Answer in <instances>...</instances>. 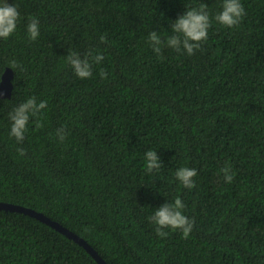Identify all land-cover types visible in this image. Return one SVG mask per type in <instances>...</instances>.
I'll return each instance as SVG.
<instances>
[{
	"label": "trees",
	"instance_id": "16d2710c",
	"mask_svg": "<svg viewBox=\"0 0 264 264\" xmlns=\"http://www.w3.org/2000/svg\"><path fill=\"white\" fill-rule=\"evenodd\" d=\"M8 3L21 18L0 38V83L13 70L11 95H0V201L43 211L108 264H264V0H241L246 15L234 28L214 19L222 0ZM201 4L211 21L202 47L193 55L165 47L158 57L150 33L166 39ZM30 18L40 25L35 41ZM89 50L104 59L80 79L67 54ZM32 96L47 101L43 126L30 120L17 143L8 114ZM148 150L162 162L152 173ZM180 167L197 169L195 188L176 179ZM177 196L193 231L161 238L149 217ZM0 264L100 263L44 221L0 208Z\"/></svg>",
	"mask_w": 264,
	"mask_h": 264
},
{
	"label": "clouds",
	"instance_id": "9594fccd",
	"mask_svg": "<svg viewBox=\"0 0 264 264\" xmlns=\"http://www.w3.org/2000/svg\"><path fill=\"white\" fill-rule=\"evenodd\" d=\"M246 15L245 8L241 0H222L221 10L215 15V21L227 28L238 26ZM21 14L17 6L8 3V0H0V38L7 40L16 32ZM211 26L210 16L205 4L199 8H187L185 13L179 16L171 24L172 35L166 39L162 38L156 31H152L148 37V43L153 52L162 58V49L167 47L176 52H186L193 55L196 50L202 47V43L208 39V29ZM28 37L35 41L40 35L39 21L30 18L26 26ZM106 36H100V42L106 43ZM102 54H93L91 50L81 55L76 51H69L67 54V63L70 65L73 73L80 79H88L93 75V64H99L103 61ZM15 67V65H13ZM102 78H107V72L101 70ZM47 108V101H38L35 96L27 98L24 102L15 106L8 114L11 121L10 136L14 137L17 143H23L25 133L28 129L30 120L35 121L37 127L43 125L39 117L44 109ZM67 136V130L60 127L56 130V137L63 142ZM20 155H25L23 148L18 149ZM145 170L152 173L159 170L162 166L157 151L148 150L144 154ZM223 179L226 183H231L234 178L231 166L225 165L220 169ZM198 175L197 169L189 167H180L175 173L176 179L186 189H193L196 186L195 177ZM186 204L177 196L173 202H165L156 208L154 214L149 217L152 224L155 225V231L161 238L166 237V229L179 231L182 237L187 239L193 231L195 220L184 214Z\"/></svg>",
	"mask_w": 264,
	"mask_h": 264
},
{
	"label": "water",
	"instance_id": "95a60500",
	"mask_svg": "<svg viewBox=\"0 0 264 264\" xmlns=\"http://www.w3.org/2000/svg\"><path fill=\"white\" fill-rule=\"evenodd\" d=\"M12 77H13V70L11 68H7V71L3 75V80L0 83V95L1 96L11 95V91L13 88ZM0 208L6 209V210H15V211L25 212V213H28L44 221L45 223L61 231L68 237L74 239L79 244L83 245L99 261L100 264H108V262L98 252V250L95 249L84 237L80 236L79 234L69 229L68 227L64 226L63 224L59 223L58 221L53 220L50 216L45 214L43 211H39L29 206L13 204V203L6 202V201H0ZM195 264H207V263H195Z\"/></svg>",
	"mask_w": 264,
	"mask_h": 264
}]
</instances>
